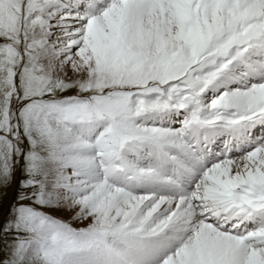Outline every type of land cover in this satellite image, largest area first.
<instances>
[{"label": "snow or ice", "instance_id": "obj_1", "mask_svg": "<svg viewBox=\"0 0 264 264\" xmlns=\"http://www.w3.org/2000/svg\"><path fill=\"white\" fill-rule=\"evenodd\" d=\"M0 264H264V0H0Z\"/></svg>", "mask_w": 264, "mask_h": 264}]
</instances>
